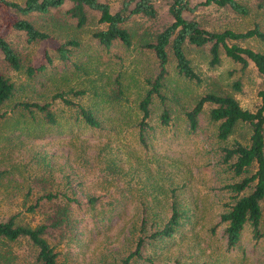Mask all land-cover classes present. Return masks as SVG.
<instances>
[{
	"label": "rangeland",
	"instance_id": "374dc122",
	"mask_svg": "<svg viewBox=\"0 0 264 264\" xmlns=\"http://www.w3.org/2000/svg\"><path fill=\"white\" fill-rule=\"evenodd\" d=\"M103 1L115 11L125 0ZM199 1L204 0L190 3ZM238 1L248 7L247 13L212 3L197 4L185 15L206 29L244 31L255 23L264 29V5L259 6V0ZM70 5L66 1L47 13L16 14L50 35L33 41L25 31L5 26L10 11L0 6V32L22 64L12 68L0 51V71L14 83L13 94L0 104V219L21 212L22 221L34 226L53 206L52 201L35 206L38 197L64 193L75 199L69 203L75 224L63 236L47 235L58 263L122 264L137 240L168 218L174 202L180 213L175 231L145 239L144 257H133L128 264H264V224L256 236L246 223L240 240L227 249L224 223L219 221L232 200L226 185L244 175L233 171L234 159L226 160L224 149L236 141L247 142L250 125L239 122L222 138L219 121L210 117L213 103H203L195 127L187 115L207 92L232 93L243 108L261 109L264 115V76L254 62L243 67L221 46L219 61L212 64L208 44H187V57L199 76L191 79L178 72L169 50L160 95L152 96L141 139L139 100L159 70L146 42L172 21L167 1L155 0L154 16L137 12L124 23L131 33L129 44L114 40L108 46L92 35L105 27L100 11L87 7V19L78 26L67 11ZM71 40L75 43L67 42ZM226 41L264 53V43L253 36ZM59 44H64L65 57ZM37 58L45 67L28 75L26 66ZM62 96L90 106L100 125L87 124ZM21 101L49 102L54 121ZM164 109L167 122L161 116ZM12 244L22 264H38L25 239Z\"/></svg>",
	"mask_w": 264,
	"mask_h": 264
},
{
	"label": "trees",
	"instance_id": "16d2710c",
	"mask_svg": "<svg viewBox=\"0 0 264 264\" xmlns=\"http://www.w3.org/2000/svg\"><path fill=\"white\" fill-rule=\"evenodd\" d=\"M66 1H71L68 7V13L77 19L78 26L82 25L87 19V7L100 11L99 20L105 23V27L92 31V35L105 46L110 45L114 40H121L124 44L131 41V33L124 25L129 18L137 12H142L148 16L156 14L155 0H125L121 7L111 11L110 5L103 0H24L23 3L15 0H0V6L10 11L7 17L4 16L6 27L23 30L26 33L27 40H44L50 35L38 29L34 24L24 17L16 14H28L32 11L47 13L51 9L58 8ZM168 3V12L172 21L154 35L152 41L146 44L155 53L158 59V73L151 80L150 87L145 91L143 97L139 100V109L141 111L140 119V138L144 139L143 128L146 126V118L150 114L149 104L154 93L160 95L159 89L162 85L163 77L166 73V64L169 60V50L172 51L176 67L179 73L188 77L198 79L199 76L193 69L190 59L187 57L185 46L194 44L196 46L209 45L210 62L215 64L219 61L221 46L226 55L246 67L249 60L256 65L260 74L264 76V53L253 50L246 46H240L236 43H227L228 38H246L256 37L264 43V29L257 23L244 31H234L223 29L221 31L206 29L200 25L194 18H188L185 12L191 11L200 4H216L220 6H230L238 13H247L248 7L238 0H204L192 5L190 0H166ZM132 3V4H130ZM259 6L264 5V0H259ZM6 21V22H5ZM74 44L75 41H67ZM62 57H65L64 44L57 46ZM0 51L7 63L15 69L21 67L18 54L11 46L10 42L0 32ZM46 54L43 53L42 57ZM42 59L30 62L26 66L28 75L42 70L45 65ZM14 90V83L9 75L0 71V104L7 100ZM80 92V91H74ZM65 104L75 108L78 116L91 125L98 127L99 119L94 114L90 106H84L72 99L62 96ZM204 102L214 104L210 109V117L218 120V135L222 138L227 137L238 125L239 122H247L250 125L251 132L247 142L236 141L231 147L224 149L225 159L231 161L230 166L236 174H242L238 181L227 184L226 186L233 192L232 200L226 208L220 213L219 221L224 223L223 233L226 237V248L234 247L240 240L241 232L246 223H250L254 235L261 234L260 225L264 224V115L261 109L253 112L243 108L237 98L232 93L207 92L201 95L195 102L193 108L188 112V118L192 127L196 124V115L202 109ZM20 105L27 109L36 108L44 113L49 121H54L55 116L49 106V102L39 103L36 101H21ZM262 107H264V102ZM162 119L167 122V110L162 111ZM256 169L252 171V167ZM246 189H249L246 191ZM59 193H43L38 197L35 206H41L46 201H52V210L46 213L44 220L32 226L22 221L21 212L11 213L5 218L0 219V264H22L19 253L13 248V242L25 239L33 248V258L38 264H60L58 263V252L49 243L47 235L49 233L63 236L67 231L74 227L71 218L69 203L75 201L74 197ZM64 198V202H56L53 199ZM44 199V200H42ZM42 200V201H41ZM179 211L176 204L171 205V213L168 218L160 225L149 231L146 236L137 240L135 250L129 252L123 259L122 264H128L133 257H144L142 247L145 239H159L172 235L179 224ZM148 260H151L150 258ZM153 264H158L154 263Z\"/></svg>",
	"mask_w": 264,
	"mask_h": 264
}]
</instances>
